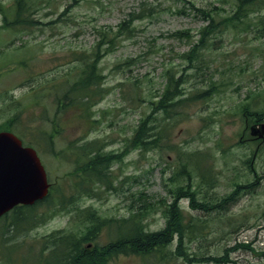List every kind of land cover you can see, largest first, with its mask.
I'll return each instance as SVG.
<instances>
[{"label":"rangeland","instance_id":"rangeland-1","mask_svg":"<svg viewBox=\"0 0 264 264\" xmlns=\"http://www.w3.org/2000/svg\"><path fill=\"white\" fill-rule=\"evenodd\" d=\"M26 2L35 7L34 20L13 25L12 20L4 22L2 13L7 9L13 19L16 0H0L6 4L0 11V130L20 113L11 128L33 147L41 145L38 153L56 184L53 198L68 204L65 211H56L55 202L26 211L30 219L18 218V230L8 227L11 218L2 220L0 264H63L65 249L54 251L50 235L80 237L78 211L123 224L121 220L142 210L146 213L135 223L155 233L165 229L175 204L179 213H170L172 219L174 214L176 220L192 217L197 230L185 236L179 251V236L174 234L162 252L146 258L120 254L108 264H215L206 260L220 258L228 249L227 263L221 264H264V141H252L240 111L260 101L259 109L263 107L264 27L258 19L264 17V3L251 16V26L220 28L208 36V47L196 49L200 29L208 21L191 3L219 22L237 11L235 0ZM106 31L110 37L117 34L113 51L98 64L107 94L93 108L101 122L85 138L84 128L74 121L76 113L68 108L56 115L51 102L57 95L48 98L42 89L53 79L61 82L69 72L75 78L83 66L80 53H94ZM170 77L179 82L183 102L168 112L157 111L156 103L171 87ZM32 89L42 91V104L26 111ZM147 118L152 134L159 133L163 140L160 148L145 152L132 146L130 138ZM55 130L58 138L47 139ZM79 138V143L107 141L106 151L118 154L120 161L111 187L96 186L91 190L96 195L77 198V181L69 180L74 164L68 155L51 152H61ZM201 180H216L215 188L203 187ZM81 187L89 191L87 185ZM191 191L203 203L220 204L235 196L225 211L209 212L192 207ZM114 230L104 229L95 242L112 243ZM182 251L194 261L180 256Z\"/></svg>","mask_w":264,"mask_h":264},{"label":"trees","instance_id":"trees-1","mask_svg":"<svg viewBox=\"0 0 264 264\" xmlns=\"http://www.w3.org/2000/svg\"><path fill=\"white\" fill-rule=\"evenodd\" d=\"M237 11H233L229 16L225 17L221 21L217 22L216 15L211 14L205 9H200L195 7L191 3L193 9H197L202 17L208 21V25L200 29V41L199 44L195 45V48L198 47H208L206 45L208 36L212 33L220 31V28H227L230 26H239L246 25L247 27L252 24V15H256L259 12L260 5L264 3V0H235ZM6 4L0 5V11L3 12V7ZM34 6L27 4L26 0H16L14 7V17L13 19L8 18L7 9L2 14L5 16L4 22L12 20L13 25L15 23L25 25L28 20H34L32 18V9ZM259 24L264 27V17L258 19ZM126 25V22L122 24V27ZM112 31V30H111ZM110 31L103 32L98 44L94 47L95 52L80 53L79 58L83 61V66L76 70L77 74L75 78H71L73 72H69L64 75V79L61 82H55L54 79L51 82L48 89H42V91L47 90L46 96L50 98V94H56L57 100H52L51 105H56V115H63L66 112V109L69 108L70 111H74L76 114L73 117H76V125L79 126V129L85 131V138L90 135L91 130L97 129V126L100 124L99 118H95L93 108L102 101L106 96V92L102 89L103 76L102 71L98 68L99 62L107 54L111 53L114 49L116 43L117 34H114V37H110L107 33ZM121 33V32H119ZM75 54V53H74ZM196 58V55L192 59H188L189 62H192ZM171 81V87L164 93L162 98L156 103L157 111H166L173 108L177 105H181L183 100L180 98L181 91L179 89V82L174 81L172 77L169 78ZM58 91L55 93V91ZM42 91H37L32 89L29 93L32 95V101L29 105H26L24 110L28 111L30 108H37L41 106V95ZM247 96H251L250 94ZM252 97V96H251ZM264 100V99H263ZM255 107L252 108L250 104H246L240 111L243 116L247 119V127L256 122L264 121V102L263 107L259 109L261 105L260 102H255ZM28 106V107H27ZM46 109V108H45ZM171 111V110H170ZM32 112V111H31ZM30 112V113H31ZM20 116V113L15 116L8 124L3 128L4 131L14 132L16 131L11 127L15 124L16 119ZM67 113L65 114V118ZM29 117V116H26ZM72 118H70L69 123L74 124ZM143 122L140 128L135 129L131 138L130 143L134 147L140 149L144 148L145 152L151 151L153 149L160 148L163 137L159 133L154 132L149 126V118L142 120ZM53 124V129L56 128V123L51 121ZM83 127V128H82ZM152 129V130H151ZM1 132V130H0ZM56 130L53 134L49 135L47 139L54 140L58 138L56 135ZM19 136V135H18ZM20 137V136H19ZM23 141L31 146L33 144L28 143L23 137H20ZM153 138V139H152ZM81 139L79 138L76 142H69L67 149H63L61 152H51L57 155H68V160L74 164L72 172L70 174L69 180H76V191L80 197L82 194L87 195H96L92 188L100 187H111L113 180H116V169L118 167V161H120V156L114 152H107L108 142L105 140H86L83 143H79ZM41 147V145H40ZM38 147V148H40ZM37 148V149H38ZM39 150V149H38ZM196 155V154H195ZM117 163V164H115ZM114 169V170H113ZM185 169V168H184ZM204 182L203 187L215 188L216 180H201ZM82 185H87L89 191L82 188ZM97 186V187H96ZM56 184L52 187L49 195L43 200L36 203L34 206H19L16 207L12 213L9 214L12 223L8 227L18 230L19 227L16 224L18 218L24 220L30 219L29 215H26V211H34L35 208L41 206H49L52 202H55L54 208L56 211H65L67 208V202L65 200L54 199ZM97 188V189H98ZM177 193V192H176ZM179 193V192H178ZM177 193V194H178ZM191 195V204L194 209L206 210L209 212H221L224 210V205L231 201L234 198L235 194H231L230 197L225 199L223 203H214V201H206L205 203L197 200L195 198L194 192H190ZM212 201V202H211ZM175 202V201H174ZM81 214L77 215V222L83 227L81 231V236L76 237L75 235L69 234L64 235L62 232L53 233L50 235L51 239L54 241L53 250H59L63 247L65 249V256L63 258V264H108L109 261L114 258L116 255H141L143 257H149L153 255L154 252H162L163 248L171 243L172 237L174 234L179 236V245L178 251L182 246V241L185 239V236H189L194 232H197L196 224L192 217L188 218V221H183V217L176 220L174 214L173 218L170 216V213L178 212V205L175 204L170 210V213L167 214L169 217L168 224L164 230L160 232L148 233L140 223H135L138 215L145 214L140 210V212L134 214L130 219L121 220L120 223L116 224L114 220H106L100 217L94 216L93 212L78 211ZM179 213V212H178ZM55 213L52 214L55 215ZM108 222V224H106ZM133 223L135 225H133ZM233 225V222L229 223ZM111 226H114V241L106 245H100L98 242H95L98 235H100L104 229H110ZM129 229L125 232V228ZM95 242V243H94ZM87 243L93 244L92 248L83 247V244ZM229 249L225 251L223 256L220 258H208L206 261H211L213 259L215 264L227 263L225 261L226 255ZM180 256L184 257L187 261H194L191 256H188L185 251H182Z\"/></svg>","mask_w":264,"mask_h":264},{"label":"water","instance_id":"water-1","mask_svg":"<svg viewBox=\"0 0 264 264\" xmlns=\"http://www.w3.org/2000/svg\"><path fill=\"white\" fill-rule=\"evenodd\" d=\"M264 139V124L251 128ZM49 184L36 151L24 147L10 132H0V217L18 205H33L45 198Z\"/></svg>","mask_w":264,"mask_h":264},{"label":"bare ground","instance_id":"bare-ground-1","mask_svg":"<svg viewBox=\"0 0 264 264\" xmlns=\"http://www.w3.org/2000/svg\"><path fill=\"white\" fill-rule=\"evenodd\" d=\"M141 216V215H140Z\"/></svg>","mask_w":264,"mask_h":264}]
</instances>
